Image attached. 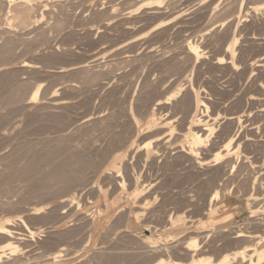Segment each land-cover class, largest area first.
Returning a JSON list of instances; mask_svg holds the SVG:
<instances>
[{
  "label": "rangeland",
  "instance_id": "374dc122",
  "mask_svg": "<svg viewBox=\"0 0 264 264\" xmlns=\"http://www.w3.org/2000/svg\"><path fill=\"white\" fill-rule=\"evenodd\" d=\"M8 1L0 0V199L10 200L15 206L0 208V217L10 215L12 224L14 223L12 227L18 226V231L25 234L19 235L23 239L18 245H39L45 253L64 248V264H103L107 258H113L122 264L141 260L152 264L158 255L167 257L170 253L174 256L169 255L171 258L180 256L178 260H186L190 252L185 251L182 247L184 245L192 248L193 255L198 252L218 258L243 245L241 239L244 238L233 239V235L231 236L234 230L240 229L251 234L264 233L262 209L258 208L253 212L243 209V194L252 185L257 186L254 188L255 192H264V186L260 183L264 176H261L264 171V139L261 137L264 136V113L262 115L256 109L260 107V103L256 102L264 97V89H261L264 88V11L255 12L252 9L253 5L264 0H159L160 3L155 0L156 12H150L151 14L143 4L144 0H30L29 19L25 21L13 18L15 9H20V4L23 6L24 3L21 0H14V3ZM190 40L198 43L202 51V58L197 59L198 61L185 52V44ZM231 41L234 50L232 57L238 64L234 68L229 67L227 62L221 64H225L222 68L216 66V56L226 55L225 47ZM24 62L30 64L29 67H22ZM82 63L85 64L84 68L78 66ZM255 63H263V67H256ZM180 83L182 90L186 91L189 90L187 85L198 84V97L210 105L209 110L203 112L202 107H199L194 112L192 103L181 107L182 98L188 96L185 90L178 93L180 96L177 94L178 98L174 96L175 100L170 97L169 94ZM38 85V100L28 101L27 98ZM145 93L150 99L152 97V102L148 103L150 99ZM141 96L145 98L144 101ZM155 97L167 102L157 106ZM53 98L65 101L63 106L53 104ZM247 98L253 99L249 101ZM183 109L186 114L182 115ZM195 115L202 116L201 119L206 122L212 120L209 124L213 132L209 134L205 146L198 147L199 158L195 157L196 160L208 158L202 164L203 167H198L195 159V163L192 161L194 156L186 153L191 145V136L186 134L187 128L198 124ZM229 116H236L240 120L234 121L237 124L230 123L226 119ZM257 117H260V121ZM248 123L252 125L248 126ZM253 127L259 129V132L254 131ZM222 131H227L228 134ZM256 131L257 135L254 134ZM232 132L237 133L233 135ZM229 133L233 138L232 146L237 144L238 147L224 153L218 162L220 164H213V151H222L221 145L229 138ZM145 142H151L150 147ZM179 146L181 149L176 148ZM49 147H57L59 153H56L55 161L58 162L71 160L73 152L77 153L74 154V161L76 155H88L87 163L81 167L84 169L80 168V172H75L76 178L81 181L74 179L68 186L69 190L57 192L64 182L51 178V182H48V170L53 164L44 162L34 166H38V171L33 167L30 168L33 171H23L31 152L35 156L36 149L48 150ZM232 161L236 162L234 168L231 167L234 165ZM75 166L78 167L74 164ZM223 174L229 177H224ZM31 183H43L42 192L28 202L22 201L20 195L23 188ZM122 183L124 187L119 186ZM213 189L219 190L220 195L214 201L220 210L217 216L207 212ZM70 193L77 195L74 196V202H68L71 196L66 195ZM258 193L256 194L259 196L264 195ZM261 201L252 204V207H259L264 199ZM42 202H45L41 205H45L46 209L39 215H30L26 211V208ZM17 211L21 213L18 214ZM86 213L90 214V219ZM48 214L47 218H41ZM223 214L230 215V219L224 221V224L234 225L230 232V228L226 232L221 231V226L216 224ZM17 215H24L23 219L28 221L31 229L42 226L44 231L32 239L28 230L20 225ZM134 218L141 225L130 229L128 224ZM201 219L211 220L209 226L200 223ZM50 240L54 243L48 242ZM199 241L201 242L198 243ZM0 242L2 244L3 240ZM172 243H177L176 248L164 247ZM149 245L162 246L163 252L160 249L158 251L161 252L154 249L153 252ZM4 252L7 255L9 249ZM130 258L132 259L129 260ZM239 262L234 260L230 264H243ZM45 264L50 263L47 261Z\"/></svg>",
  "mask_w": 264,
  "mask_h": 264
},
{
  "label": "bare ground",
  "instance_id": "6f19581e",
  "mask_svg": "<svg viewBox=\"0 0 264 264\" xmlns=\"http://www.w3.org/2000/svg\"><path fill=\"white\" fill-rule=\"evenodd\" d=\"M10 1H13V3H14V0H9L8 2H10ZM22 1V3H24V4H22L23 6H21V4H20V9L19 8H17V9H15V13H13L14 15H13V18L14 19H19V20H22V21H25L26 19L28 20L29 19V5H28V2L30 1V0H21ZM138 2V1H137ZM141 2H142V0H141ZM155 2V0H144V5L145 6H147V9L149 8V10H148V12L150 13H155L156 12V9H154V8H156L155 6H156V3H154ZM158 3H160V1L158 0ZM157 3V4H158ZM10 4V3H9ZM11 4H12V2H11ZM115 4V3H114ZM19 5V4H18ZM17 5V6H18ZM28 5V6H27ZM189 7V6H188ZM15 8V7H14ZM14 8H12L13 10H14ZM111 8V7H110ZM19 9V10H18ZM158 9V8H157ZM252 9H254V10H256L255 12H257V10H263L264 11V2H260V3H257V4H255V5H253V8ZM183 10V9H182ZM10 11V10H9ZM127 11V10H126ZM160 12V11H159ZM180 12H182V11H180ZM254 12V11H253ZM146 13V12H145ZM150 13V14H151ZM177 14V13H176ZM243 14V13H242ZM11 18H12V15L10 16ZM16 21V20H15ZM11 22V21H10ZM17 22V21H16ZM20 22V21H19ZM15 23V22H14ZM28 23V22H27ZM264 23V22H263ZM12 24V23H11ZM10 25V24H9ZM16 25V24H15ZM161 26V25H160ZM151 27V26H150ZM156 27V26H155ZM243 27V26H242ZM127 28H129V27H127ZM153 28V27H152ZM158 28V27H157ZM243 28H245V27H243ZM232 30V29H231ZM230 33V32H229ZM231 34V33H230ZM231 35H233V34H231ZM234 36V35H233ZM232 36V38H234ZM230 38V37H229ZM134 39V38H133ZM135 39H137V38H135ZM134 39V40H135ZM231 39V38H230ZM133 41V40H132ZM234 41V40H233ZM233 41H231V43H229L228 45H227V47H225L226 49H225V53H226V55H224V56H226L227 57V59L224 57V56H216V59H215V63H217L216 64V66L218 65V66H221V64L222 63H225V62H227V63H229V67L231 66V68L233 67H235V65L236 64H238V62H234V59H233V57H232V54H233V47H232V42ZM186 51L185 52H187V54H190L192 57H194L195 58V60H199L200 59V57H201V55H202V51H201V49H200V47L198 46V43L196 44V43H194V42H192L191 40L189 41V42H187L186 44ZM224 50V49H223ZM222 54V53H221ZM186 55V54H185ZM262 55V54H261ZM260 55V56H261ZM192 57H190V58H192ZM193 58V59H194ZM202 58V57H201ZM264 58V57H263ZM251 59V58H250ZM253 59V58H252ZM197 60V61H198ZM213 60V59H212ZM259 60V59H258ZM261 60H262V57H261ZM260 60V61H261ZM191 61V60H190ZM214 62V61H213ZM257 62H259V61H257ZM256 62V63H257ZM262 62V61H261ZM192 64H193V61L191 62ZM226 63V64H227ZM255 63V64H256ZM220 64V65H219ZM249 64H251V63H249ZM254 64V65H255ZM261 64H263V63H258V64H256L255 66L256 67H258L259 65H261ZM22 65V67L24 66V68H25V66H28L29 67V65L30 64H28L27 62H24V63H22L21 64ZM84 63H82V64H79L78 66H83V68H84ZM211 65V64H210ZM214 65V64H213ZM225 65V64H224ZM224 65H222V66H224ZM245 65V64H244ZM253 65V64H252ZM77 66V67H78ZM193 66V65H192ZM222 66H221V68H222ZM250 66V65H249ZM31 67V66H30ZM71 67V66H70ZM74 68H75V66H73ZM73 67H72V69H73ZM189 67H191V66H189ZM238 67V66H237ZM236 67V68H237ZM240 67V66H239ZM254 67V66H253ZM255 67V68H256ZM260 67H263L262 65L260 66ZM63 68V67H62ZM61 68V69H62ZM69 69H71V68H69ZM82 69V68H81ZM219 69H220V67H219ZM250 69V68H249ZM260 69V68H259ZM263 69V68H262ZM191 70V69H190ZM228 70V69H227ZM230 70V69H229ZM251 70V69H250ZM255 70V69H254ZM257 70H258V68H257ZM261 70V69H260ZM59 71H60V68H59ZM62 71H64V69H62ZM187 71H189V70H187ZM192 71V70H191ZM239 71H241V70H239ZM239 71H237V72H239ZM253 71V70H252ZM251 71V72H252ZM245 72V71H244ZM254 72H256V71H254ZM258 72V71H257ZM264 72V71H263ZM185 73V72H184ZM240 73H242V72H240ZM248 73V72H247ZM239 74V73H238ZM249 74H250V72H249ZM256 74H258V73H256ZM260 74V73H259ZM184 75V74H183ZM186 75V74H185ZM189 75V74H188ZM245 75V74H244ZM161 76V75H160ZM160 76H159V78H160ZM223 76H225V75H223ZM241 76V75H240ZM255 76V75H254ZM177 77H180V75L179 76H177ZM186 78L188 77V76H185ZM246 77V76H245ZM253 77V76H252ZM263 77H264V75H263ZM182 78H183V76H182ZM239 78V77H238ZM256 78V77H255ZM179 79V78H178ZM207 79V78H206ZM160 80V79H159ZM158 80V81H159ZM180 80H181V78H180ZM256 80V79H255ZM157 81V82H158ZM161 81H163V80H161ZM189 81H190V79H189ZM156 82V83H157ZM179 83V82H178ZM192 83V82H191ZM258 83H260V81H258ZM182 83H180L179 84V86L178 87H176V90L175 91H173L172 90V87H171V90H172V93L171 94H169V96L170 97H174V96H177V94L180 92V91H184L185 89H183L182 90V85H181ZM193 84V83H192ZM263 84H264V81H263ZM71 85V84H70ZM74 85V84H73ZM177 85V84H176ZM191 85V84H190ZM188 86L187 85V89H189V90H185L184 92H187V97L186 96H184V98H182V101H181V103H180V105H181V107H183L184 108V106H186V104H191L192 103V105H194V107H195V111L194 112H196L197 111V109L199 108V107H202V111L203 112H207L208 110H209V106L210 105H208V103L204 100V99H202V98H200V97H198V90L196 89V87H197V85L195 86V85H191V86ZM259 85V84H258ZM260 85H262V84H260ZM172 86V85H171ZM175 86V85H174ZM200 86V85H199ZM210 86V85H209ZM212 86H214V85H212ZM37 88H35V90L30 94V96L27 98L28 99V101H32V102H35L36 100H38V98H39V96H38V87H40L39 85L38 86H36ZM151 87V86H150ZM184 87V86H183ZM190 87V88H189ZM205 87V86H204ZM233 87V86H232ZM258 87V86H257ZM152 88V87H151ZM202 88V87H201ZM206 88V87H205ZM204 88V89H205ZM209 88V87H208ZM213 88V87H212ZM211 88V89H212ZM238 88V87H237ZM259 88V87H258ZM217 89V88H216ZM261 89H264V88H261ZM57 90V89H56ZM56 90H54L55 91V93H56ZM200 90V89H199ZM209 91H210V89H208ZM212 90H214V88L212 89ZM238 90V89H237ZM258 90V89H257ZM147 91V90H146ZM150 91V90H149ZM166 91V90H165ZM207 91V90H206ZM234 91V90H233ZM260 91H262V90H260ZM171 92V91H170ZM213 92V91H212ZM211 92V93H212ZM216 92V91H215ZM219 92V91H218ZM257 92V91H256ZM168 93V92H167ZM181 93V92H180ZM217 93V92H216ZM247 93V92H246ZM264 93V92H263ZM52 94H53V92H52ZM142 94V93H141ZM212 94H214V93H212ZM244 94V93H243ZM262 93H260V95H261ZM179 95V94H178ZM184 95V94H183ZM186 95V94H185ZM235 95V94H234ZM256 95V94H255ZM263 95V94H262ZM143 96V95H142ZM142 96H141V98H142ZM145 96H146V93H145ZM148 96V95H147ZM146 96V97H147ZM180 96V95H179ZM179 96H177V98L179 97ZM232 96V95H231ZM238 96V95H237ZM241 96V95H240ZM243 96V95H242ZM246 96V95H245ZM139 97V96H138ZM159 97V96H158ZM156 98L155 97V99L154 100H157V102L155 103V104H157V106L158 105H160V104H162L163 102H167V100L166 101H163V99L161 100V99H159V98ZM161 97V96H160ZM163 97V96H162ZM170 97H167V98H170ZM183 97V96H182ZM186 97V98H185ZM257 97H260V96H257ZM154 98V97H153ZM166 98V97H165ZM164 98V99H165ZM175 98L176 97H174L173 99L175 100ZM231 98V97H230ZM54 99V101H53V104H55V105H57V104H61V106H63L62 105V103H64L65 101H61V99L60 100H58L57 98H53ZM144 97L142 98V100L144 101ZM147 99V98H146ZM148 99H150L149 98V96H148ZM151 99H152V97H151ZM151 99L148 101V103L151 101ZM239 99V98H238ZM248 99V98H247ZM253 99V98H252ZM251 99V100H252ZM255 99V98H254ZM170 100V99H169ZM172 100V99H171ZM177 100V99H176ZM179 100V99H178ZM236 100V99H235ZM242 100V99H241ZM249 100V99H248ZM251 100H249V101H251ZM28 101H27V103H28ZM255 101V100H254ZM257 101V100H256ZM255 101V102H256ZM67 102V101H66ZM138 102H139V100H138ZM137 102V103H138ZM152 102V101H151ZM176 102H179V101H176ZM235 102V101H234ZM52 103V102H51ZM141 103V102H140ZM194 103V104H193ZM221 103V102H220ZM251 103H253V102H251ZM250 103V104H251ZM257 104H259V106L260 107H258V108H256L257 110L259 109V112L260 113H262V115H263V113H264V97L263 98H260V99H258V101L256 102ZM255 103V104H256ZM28 104H30V103H28ZM142 104V103H141ZM153 104V103H152ZM164 104H167V103H164ZM163 104V105H164ZM170 104H171V102H170ZM173 104H174V102H173ZM173 104H172V106H173ZM177 104V103H176ZM232 104V103H231ZM254 104V103H253ZM48 105V104H47ZM179 104H177V106H180ZM241 105V104H240ZM60 106V107H61ZM138 106V105H137ZM141 106V105H140ZM146 106V105H145ZM160 106H162V105H160ZM159 106V107H160ZM165 106V105H164ZM171 106V105H170ZM251 106H252V104H251ZM256 106V105H255ZM52 107V106H51ZM53 107H55V106H53ZM133 107H135V106H133ZM141 107H143V105L141 106ZM188 107V106H187ZM186 107V108H187ZM191 107V106H190ZM213 107H215V106H213ZM128 108V107H127ZM126 108V109H127ZM172 108V107H171ZM175 108V107H174ZM173 108V109H174ZM177 108V107H176ZM249 108V106L247 107V109ZM253 108V107H252ZM125 109V110H126ZM149 109V108H148ZM166 109V108H165ZM181 110H182V108H180ZM192 109V108H191ZM190 109V110H191ZM201 109V108H200ZM235 109V108H234ZM253 109H255V108H253ZM120 110V109H119ZM124 110V109H123ZM140 110V109H139ZM174 110H178V109H174ZM180 110V111H181ZM184 110V109H183ZM188 110V109H187ZM232 110V109H231ZM239 110V109H238ZM127 111H128V109H127ZM133 111H135V110H133ZM185 111L186 110H184V112L183 111H181L182 112V115L185 113ZM192 110H191V112H193ZM230 111V110H229ZM228 111V112H229ZM251 111V110H250ZM256 111V110H255ZM122 112V111H121ZM128 112H130V111H128ZM169 112V111H168ZM175 112V111H174ZM193 112V113H194ZM210 112V111H209ZM208 112V113H209ZM223 112H226V111H223ZM223 112L221 113V114H223ZM230 112H232V111H230ZM235 112V111H234ZM257 112V111H256ZM120 113V112H119ZM125 113H127V112H125ZM140 113V112H139ZM178 113V112H177ZM187 113H190V112H187ZM213 113V112H212ZM219 113V114H220ZM247 113V112H246ZM258 113V112H257ZM260 113H258V114H260ZM121 114V113H120ZM130 113H128V115H129ZM180 114V113H179ZM186 114V113H185ZM191 115H192V113H190ZM210 114V113H209ZM218 114V113H217ZM216 114V115H217ZM229 114V113H228ZM232 114V113H231ZM230 114V115H231ZM237 114H238V111H237ZM258 114H256V116L258 115ZM118 115V114H117ZM138 115H140V114H138ZM170 115V114H169ZM198 115H200V114H198ZM234 115V114H233ZM252 115H254V114H252ZM120 116V115H119ZM193 116H194V114H193ZM196 116V115H195ZM210 116V115H209ZM227 116V115H226ZM256 116H254V118L256 117ZM260 117H261V115H259ZM90 117V116H89ZM113 117V116H112ZM111 116H110V118H112ZM115 117H116V114H115ZM140 117H143V116H141L140 115ZM202 117V116H201ZM201 117L200 116H196L195 117V120H196V122L198 123V124H196V125H194V126H192V127H188L187 128V132H186V134H188V135H190L191 137V145H187L189 148V150H187V152L186 153H189V154H191V155H189V156H191L192 157V155L194 156V158L192 159V161L195 159V157H198L199 158V156H198V154H199V148L198 147H200V146H203L207 141H208V136H209V134L210 133H212L213 132V128H212V126L209 124V122H211V121H205V119H201ZM206 117V116H205ZM245 117V116H244ZM252 117V116H251ZM259 117V118H260ZM132 118L133 119H135V117L132 115ZM144 118V117H143ZM142 118V119H143ZM188 118H190V116L188 117ZM203 118V117H202ZM207 118H209V117H207ZM258 118V117H257ZM258 118V119H259ZM264 118V117H263ZM263 118H261V119H263ZM57 119H59L58 117H57ZM171 119V118H170ZM226 119H228V121L231 123V122H234L236 119L238 120L239 118L238 117H236V116H229V117H227ZM88 120V119H87ZM115 120V119H114ZM210 120V119H209ZM219 121H220V119H218ZM217 120V121H218ZM223 120V119H222ZM240 120V119H239ZM249 120V119H248ZM170 121V120H169ZM218 121V122H219ZM224 121H226V120H224ZM244 121H247V120H244ZM259 121H260V119H259ZM131 122H133V121H131ZM190 122V121H189ZM189 122H186V123H189ZM217 122V123H218ZM242 122V121H241ZM255 122H257V120L255 121ZM227 123V122H226ZM229 123V124H230ZM238 122H234L233 124H237ZM247 123V122H246ZM133 124V123H132ZM232 124V125H233ZM240 124V123H239ZM239 124H238V127H241V126H239ZM242 124V123H241ZM249 124H251V123H248V126H249ZM252 124H253V119H252ZM251 124V125H252ZM260 124V123H259ZM264 124V123H263ZM133 125H135V123L133 124ZM172 125V124H171ZM201 125H203V126H201ZM221 125V124H220ZM228 125V124H227ZM226 125V126H227ZM250 125V126H251ZM254 125H256L255 123H254ZM257 125H258V123H257ZM109 126V125H108ZM187 126V125H186ZM214 126V125H213ZM248 126H246V127H248ZM264 126V125H263ZM222 127V126H221ZM255 127H257V126H255ZM172 128V127H171ZM173 128H175V127H173ZM222 128H225V126H223ZM221 128V129H222ZM229 128V127H228ZM233 128V127H232ZM254 128V127H253ZM258 128V127H257ZM257 128L255 129L254 128V131L255 130H257ZM262 128H264V127H262ZM186 129V128H185ZM221 129H220V131H221ZM230 129V128H229ZM235 129V128H234ZM238 129V128H237ZM246 129H248V128H246ZM181 130H183L184 131V129L182 128ZM223 130H225V129H223ZM240 130V129H239ZM242 130V129H241ZM249 130H251V129H249ZM249 130H247V131H249ZM253 130V129H252ZM259 130V129H258ZM257 130V131H258ZM207 131V132H206ZM234 131V130H233ZM254 132V134H256V133H258V132ZM260 131H261V128H260ZM169 132H172V129H169ZM223 132V131H222ZM231 132V131H230ZM251 132H253V131H251ZM2 133V132H1ZM223 133H227V131L226 132H223ZM237 133V132H236ZM236 133H233L232 132V134L234 135H236ZM248 133V132H247ZM261 133H262V131H261ZM263 133H264V130H263ZM262 133V134H263ZM160 134V133H159ZM168 134V133H167ZM170 134V133H169ZM168 134V135H169ZM221 134V133H220ZM228 134V133H227ZM231 133H229V135H227V137H229V138H227V140L225 139L224 141H225V143H224V141L222 142V141H220L223 145H221L222 146V151H224V152H222L221 151V149L220 150H217V151H213V156L211 155V157H212V163L213 164H220V163H218L221 159H222V156H223V154L225 153H228L230 150H235L237 147H238V145L237 144H235V146H232V140H233V138L232 137H230L231 135H230ZM249 134V133H248ZM253 134V133H252ZM253 134V135H254ZM261 134V135H262ZM115 135H117V134H115ZM225 135V134H224ZM232 135V136H233ZM251 135V134H250ZM252 135V136H253ZM257 135V134H256ZM260 135V134H259ZM260 135V136H261ZM264 135V134H263ZM120 136V135H119ZM150 136V135H149ZM151 136H153V135H151ZM184 136V135H183ZM250 137L251 139L253 138V137ZM255 136V135H254ZM259 136V137H260ZM179 137V136H178ZM224 137H226V136H224ZM223 137V138H224ZM234 137V136H233ZM259 137H258V139H259ZM261 137H263V139H264V136H261ZM154 138V137H153ZM160 139H161V137H159ZM180 138H183L182 136L180 137ZM126 139V138H125ZM159 139V140H160ZM245 139V138H244ZM250 139V141H252ZM253 139H255V138H253ZM146 140V139H145ZM148 140V139H147ZM146 140V141H147ZM222 140V139H221ZM249 140V139H248ZM260 140V139H259ZM112 141V140H111ZM114 141V140H113ZM151 141V140H150ZM163 141V140H162ZM166 141V140H165ZM176 141H178V140H176ZM187 141V140H186ZM234 141H236V139L234 140ZM254 141V140H253ZM255 141H256V139H255ZM258 141V140H257ZM143 142H144V140H143ZM160 142V141H159ZM164 142V141H163ZM125 143V142H124ZM146 143V142H145ZM220 143V144H221ZM235 143H238V142H235ZM245 143H246V141H245ZM251 143V142H250ZM254 143V142H253ZM257 143V142H256ZM114 144V143H113ZM150 144H151V142H147L146 143V146H148V147H150ZM219 144V143H218ZM242 144V143H241ZM241 144H240V146H241ZM247 144V143H246ZM245 144V145H246ZM155 146H156V144H154ZM158 145V144H157ZM170 145V144H169ZM168 145V146H169ZM244 145V146H245ZM49 146V145H48ZM56 146V145H55ZM162 147H163V145H161ZM167 146V147H168ZM186 146V147H187ZM205 146V145H204ZM220 146V145H219ZM251 146V145H250ZM79 147V146H78ZM136 147V146H135ZM152 147V146H151ZM154 147V146H153ZM159 147V146H158ZM213 147V146H212ZM50 148V147H49ZM69 148V147H68ZM74 148V147H73ZM176 148H180V146L179 147H176ZM202 148V147H201ZM214 148V147H213ZM212 148V149H213ZM221 148V147H220ZM60 149V148H59ZM58 149V150H59ZM106 149H108V148H106ZM175 149V148H174ZM181 149V148H180ZM187 149V148H186ZM216 149V148H215ZM217 149H219L218 147H217ZM111 150V149H110ZM176 150V149H175ZM202 150V149H201ZM37 151V152H36ZM74 151H76V150H74ZM78 151V150H77ZM109 151V150H108ZM159 151V150H158ZM73 152V151H72ZM80 152H82L81 150H80ZM79 152V153H80ZM106 152V151H105ZM145 152V151H144ZM56 153H59V152H57V147H55V148H50V149H45V148H42V149H36L35 150V156L33 155L34 154V152H33V154H32V152L30 153L31 154V157L29 158L28 157V160H26V166H24V172H28V169H29V171H33V170H30V168L32 169V167H33V169L34 168H36V170L35 171H38L37 170V167L39 166L38 164H41V163H44V162H48V164H53V167L50 169V170H48L49 172H48V175H47V177H48V182L50 183L51 181H50V178L52 179V180H57V181H60V182H64V184L58 189V191L57 192H63V191H65V190H69V184L71 185V182L74 180V179H77L76 177H77V174L75 173L77 170L80 172L81 170H80V168L84 165V164H86L87 163V157H88V155H87V157H85V155H80L79 153V155H76L75 156V160L76 161H74V154H77V153H75V152H73V153H71V155H72V158H71V160H69V161H65V160H63V161H61L60 160V162H58V160H56L55 161V159H57V157H55V155H57ZM85 153V152H84ZM87 153V152H86ZM112 153V152H111ZM110 153V154H111ZM61 154V153H60ZM102 154V153H101ZM106 154V153H105ZM109 154V153H108ZM108 154H107V156H108ZM155 154H157V153H155ZM179 154H181V153H179ZM179 154H178V156H179ZM185 154V153H184ZM34 157H33V156ZM185 155H187V154H185ZM184 155V156H185ZM90 156H92L91 155V153H90ZM95 156H97V155H95ZM101 156V155H100ZM201 156V155H200ZM233 156V155H232ZM103 157H105V156H103ZM59 158H61V157H59ZM66 158V157H65ZM93 158V157H92ZM96 157H94V159H95ZM235 158V157H234ZM64 159V158H63ZM98 159V158H97ZM202 159V158H201ZM206 159H208V158H206ZM206 159L205 160H196L195 159V161H196V163H198L199 165H197L198 167L200 166V165H204L207 161H206ZM228 158H226V160H227ZM236 159V158H235ZM68 160V159H67ZM90 160V159H89ZM88 160V161H89ZM96 160V159H95ZM226 160H225V162H226ZM256 160V159H255ZM195 161H193L194 163H195ZM208 161H210V160H208ZM223 161V160H222ZM74 162H76V163H78V164H76V163H74ZM225 162H224V164H225ZM233 162H234V165H232L231 167L232 168H234L235 167V163L237 162V160H236V162L235 161H232V164H233ZM257 162V161H256ZM97 163V162H96ZM255 163V162H254ZM253 163V164H254ZM74 164L75 165H78V167L77 166H75L74 167ZM90 164V163H89ZM88 164V165H89ZM208 164V163H207ZM230 164V163H229ZM257 164V163H256ZM35 165H38V166H36V167H34ZM93 165H94V163H93ZM173 165V164H172ZM203 165H202V167H203ZM221 165H222V163H221ZM231 165V164H230ZM87 166V165H86ZM86 166H84V167H86ZM91 166H92V163H91ZM96 166V165H95ZM195 166V165H194ZM196 166V167H197ZM224 166V165H223ZM249 166H250V164H249ZM262 166V165H261ZM260 166V167H261ZM89 166H87V168H88ZM201 167V166H200ZM227 167V166H226ZM256 167V166H255ZM259 167V166H258ZM92 168V167H91ZM228 168V167H227ZM236 168H237V165H236ZM264 168V167H263ZM263 168H262V170H263ZM39 169H40V167H39ZM81 169H84V168H81ZM93 169H95V168H93ZM253 169V168H252ZM256 169H257V167H256ZM259 169V168H258ZM219 170V169H218ZM228 170V169H227ZM230 170V169H229ZM235 170V169H234ZM233 170V171H234ZM259 170H261V169H259ZM83 171V170H82ZM121 171V170H120ZM222 171V170H221ZM224 171V170H223ZM228 172V171H227ZM251 172H252V170H251ZM114 173V172H113ZM138 173V172H137ZM257 173H258V171H257ZM220 174V173H219ZM225 174H226V171H225ZM242 174V173H241ZM251 174V173H250ZM253 174V173H252ZM254 174H256V173H254ZM259 174V173H258ZM262 174H264V171H262L261 172V176H262ZM118 175V174H117ZM215 175H216V173H215ZM222 175V174H221ZM227 175V174H226ZM226 175H224L223 174V176L224 177H229V176H226ZM249 175V174H248ZM80 176H82V175H80ZM240 176V175H239ZM238 176V177H239ZM253 177H254V175H252ZM79 177V176H78ZM221 177V176H220ZM231 177V176H230ZM237 177V176H236ZM245 177V176H244ZM258 177H260V176H258ZM257 177V178H258ZM246 178H247V176H246ZM248 178H251V177H249L248 176ZM262 178V181L260 182L261 184H262V186H264V176H262L261 177ZM261 178L259 179V180H261ZM225 179V178H224ZM234 179H236V178H234ZM240 179H243V177H241ZM245 179V178H244ZM79 179H77V181H78ZM213 180H215V179H213ZM212 180V181H213ZM220 180H222V178L220 179ZM220 180L218 181V182H220ZM225 180H227V179H225ZM247 180V179H246ZM245 180V181H246ZM251 180H252V178H251ZM79 181H81V180H79ZM78 181V182H79ZM223 181V180H222ZM234 181V180H233ZM241 180H239V182H240ZM242 181H244V180H242ZM250 181V180H249ZM249 181H247V184H248V182ZM52 182H54V181H52ZM74 182V181H73ZM121 182H123V181H121ZM217 182V183H218ZM257 182H258V180H257ZM75 183H76V180H75ZM223 183V182H222ZM221 183V184H222ZM224 183H225V181H224ZM228 183V182H227ZM234 183H235V181H234ZM242 183V185L241 184H239V185H241V186H243V182H241ZM251 183V182H250ZM249 183V184H250ZM255 182H253V184H254ZM260 183H258V185L260 184ZM80 184V183H79ZM220 184V183H219ZM245 184V183H244ZM252 184V183H251ZM251 184H250V186H251ZM44 184L43 183H31V184H28V185H26L24 188H23V191H22V193H21V200L22 201H29L30 199H32V198H35V197H37L38 195H40L41 194V192H42V187L41 186H43ZM76 185V184H75ZM224 185H226V184H224ZM119 186H123L124 187V184L122 183L121 185H119ZM218 186V185H217ZM235 186V185H234ZM240 186V187H241ZM246 186V185H245ZM249 186V185H248ZM247 186V187H248ZM249 186V187H250ZM260 186V185H259ZM3 187H5L4 185H3ZM22 187H23V185H22ZM71 187V186H70ZM85 187V186H84ZM215 187V186H214ZM224 187V186H223ZM257 186H256V184H255V186L254 185H252L251 187H250V189H249V191H247L246 192V188H245V194H243V209H246V210H248L249 212H253V211H255V210H257L258 208H261L262 209V211H263V214H264V202L259 206V207H257V208H253L252 206V204H258V202H259V200L261 201V199H262V201H263V197H264V195L263 196H259V195H257L256 193H258V191H254V188H256ZM20 188V187H19ZM235 188V187H234ZM238 188H239V186H238ZM243 188V187H242ZM262 188V187H261ZM82 189V188H81ZM84 189V188H83ZM218 189V188H217ZM217 189H213L214 191L213 192H211L210 193V195L211 196H209V202H211L210 203V205H209V207H207V212H209L210 213V215H212V216H217V215H219V212H220V210H219V208H218V205H216L215 204V200H218V198H219V190H217ZM220 189V188H219ZM227 189V188H226ZM236 189H237V187H236ZM238 191L240 190V189H237ZM247 190H248V188H247ZM261 190H263V189H261ZM11 191H13V190H11ZM15 191V190H14ZM243 191H244V189H243ZM49 192H51L50 191V189H49ZM229 192V191H228ZM242 192V191H241ZM240 192V193H241ZM17 193V192H16ZM222 193H224V192H222ZM235 193V192H234ZM238 193V192H237ZM239 193V194H240ZM244 193V192H243ZM259 193H264L263 191H261V192H259ZM258 193V194H259ZM51 194V193H50ZM242 194V193H241ZM240 194V195H241ZM58 195V194H57ZM78 195H80V193H78ZM66 196H71L70 197V199H68V202H71V201H73L74 200V196H77L76 195V193H70V194H68V195H66ZM234 196H237V195H234ZM9 197V196H8ZM39 198V197H38ZM64 199V198H63ZM67 200V199H66ZM65 200V201H66ZM261 201V202H262ZM12 201H10V200H2V199H0V208H5L6 206H8V207H10V205H12V206H15L14 204H12L11 203ZM18 202V201H17ZM20 202V201H19ZM40 202V201H39ZM61 202H63V200L61 201ZM67 202V203H68ZM74 202V201H73ZM72 202V203H73ZM15 203V202H14ZM22 203H25L26 204V202H22ZM30 203V202H29ZM29 203H27V204H29ZM64 203V202H63ZM79 203V202H78ZM77 203V204H78ZM260 203V202H259ZM17 204H19V203H17ZM41 204H45V202L43 203H40L39 205L37 204V205H34V206H32L31 208H26V211L28 210V213L30 214V215H32V214H34V215H36V214H40L41 212H44L45 211V209H46V207H45V205H41ZM68 204H66V206H67ZM79 205V204H78ZM77 205V206H78ZM30 206V205H29ZM65 206V207H66ZM205 206V205H204ZM206 206H207V204H206ZM239 206V205H238ZM20 207V206H19ZM25 207H27V206H25ZM62 207V206H61ZM79 207V206H78ZM63 208V207H62ZM70 208V207H69ZM238 208H241V207H238ZM10 209V208H9ZM57 209V208H56ZM96 209V208H95ZM55 210V209H54ZM71 210H72V208H71ZM52 211H53V208H52ZM64 211V210H63ZM63 211H61L62 213H63ZM69 211V210H68ZM67 212V211H66ZM71 212V211H70ZM93 212V211H92ZM17 213H18V211H17ZM21 213V212H20ZM20 213H18V214H20ZM59 213V212H58ZM56 215H57V213H55ZM64 214H65V212H64ZM87 214V213H86ZM86 214H84V215H86ZM93 214H94V212H93ZM207 214V213H206ZM25 215V214H24ZM24 215H23V217H22V215H17L18 217H17V219L18 220H20L21 221V224L20 225H23L27 230H28V232L30 233V235L29 236H31V238L33 237V236H35V235H37V234H41L43 231H44V227H42V226H39V227H37V228H35L34 230L33 229H31L28 225L29 224H27V222L23 219L24 218ZM28 215V214H27ZM55 215V216H56ZM90 215V214H89ZM89 215L87 214V217L89 218ZM209 215V216H210ZM6 216V215H5ZM10 216V215H9ZM9 216H6V217H0V240H3V243L2 244H0V264H45L47 261L50 263V264H64V248H60V247H58V248H60V249H55L54 251H52V252H50V253H45L43 250L44 249H42V247L41 246H39V245H37V246H35V247H30L31 245L29 244V243H27V244H23L24 246L23 247H21L20 245H18V243H19V241L21 240V239H23L22 238V236L20 237L19 235L20 234H22L21 233V231H18L19 229L17 228L18 226H16L15 228L14 227H12L13 226V224H12V219H11V217H9ZM47 216H49V214L48 215H43L41 218H47ZM51 216V215H50ZM31 217V216H30ZM53 217V216H52ZM62 217V216H61ZM64 217V216H63ZM28 218V217H27ZM58 218L59 217H57V220H58ZM84 218V217H83ZM87 218V219H88ZM202 218H203V216H202ZM26 219V218H25ZM90 219V218H89ZM93 219V218H92ZM180 219V218H179ZM230 219V215H225V214H223V216L221 217V219H220V221H219V219H218V221L216 222V224L217 225H220L221 227H220V230L221 231H227V230H229V228H230V230H229V232L231 231V228L232 227H234V225H232L233 223H231V225H229V226H226L224 223V221H227V220H229ZM32 220V219H31ZM47 220V219H46ZM54 220H55V218H54ZM70 220H72V219H70ZM41 221V220H40ZM59 221V220H58ZM86 221V220H85ZM209 221H211V220H207V219H201V221H200V223L201 222H203V224L205 225V226H209ZM36 222H37V220H36ZM42 222V221H41ZM90 222H91V220H90ZM220 222L222 223V224H224V225H221L220 224ZM261 222H263V221H261ZM53 223V222H52ZM55 223V222H54ZM70 223H72V222H70ZM227 223V222H226ZM56 224H58V222L56 221ZM55 224V225H56ZM85 224V223H84ZM19 225V226H20ZM40 225V224H39ZM49 225V224H48ZM79 225V224H78ZM45 226V225H44ZM50 226V225H49ZM21 227V226H20ZM74 227V226H73ZM88 227V226H87ZM236 227V226H235ZM34 228V227H33ZM83 228V227H82ZM21 229V228H20ZM235 229V228H234ZM64 231V230H63ZM70 231H71V229H70ZM233 231V230H232ZM47 232V231H46ZM74 232V231H73ZM51 233V232H50ZM219 233H220V231H219ZM223 233V232H222ZM253 233V232H252ZM255 233V232H254ZM258 233V232H257ZM24 234V233H23ZM22 234V235H23ZM58 234V233H57ZM64 234V233H63ZM69 234V233H68ZM194 234V233H193ZM25 235V234H24ZM27 235V234H26ZM52 235V234H51ZM228 235H230V234H228ZM233 235V236H232ZM150 236V235H149ZM187 236H189V235H187ZM198 236V235H197ZM200 236H202V235H200ZM223 236V235H222ZM231 236L233 237V239L234 238H244V239H241L243 242V245L241 246V247H239L237 250H235V251H233V252H230V253H224V254H222L221 256H219L218 258H213L212 257V255H206V254H203V253H196V255H193L192 254V248L190 247V246H186V245H184V246H182L184 249H185V251H189L190 253V257L188 256V258L184 261V260H178L177 258H180V256L179 257H177L176 259H174V258H171L169 255H172V253H170V254H168V256L167 257H163L164 255L162 254V256L160 255V257H159V255H158V258L156 259L155 258V261H154V259H153V263L152 264H230L231 262H233L234 260H238V262L240 261V262H243V264L245 263V264H264V233H262V232H259L258 234H251L250 232L249 233H247V232H244V231H242V230H240V229H236V230H234V234L232 233L231 234ZM28 237V236H27ZM50 237V236H49ZM53 237V236H52ZM51 237V238H52ZM61 237V236H60ZM199 237V236H198ZM204 238H205V235L203 236ZM48 238V237H47ZM226 238H228V237H226ZM230 238V237H229ZM33 239V238H32ZM38 239H39V237H38ZM53 239H55V238H53ZM216 239V238H215ZM220 239H221V237H220ZM27 240V239H26ZM29 240H31V239H29ZM64 240H65V238H64ZM186 240H187V237H186ZM224 240V239H223ZM238 240V239H237ZM22 241V240H21ZM20 241V243H22ZM182 241H184V240H182ZM215 241V240H214ZM217 242H218V240H216ZM30 242V241H29ZM48 242H50V243H54V242H51V240L50 241H48ZM67 242V241H66ZM201 241H199L198 243H200ZM222 242V241H221ZM1 243V242H0ZM26 243V242H25ZM58 244H59V241L57 242ZM56 243V244H57ZM61 243V242H60ZM65 243V242H64ZM32 244V243H31ZM66 244V243H65ZM70 244V243H69ZM177 243H172V245H165L164 247L167 249V248H170L171 249V247H173L174 248V246L176 245ZM51 245V244H50ZM53 245V244H52ZM206 245V244H205ZM33 246V245H32ZM54 247H55V244L53 245ZM64 246V245H63ZM71 246H72V244H71ZM127 247V246H126ZM139 247V246H138ZM142 247V246H141ZM149 247H151V249L153 250H157V252H161L162 250H161V247L162 246H154V245H152V246H150L149 245ZM205 247V246H204ZM143 248V247H142ZM142 248H140V249H142ZM165 248L163 249V250H165ZM175 248H176V246H175ZM8 250L9 249V252H8V254L10 255V256H7L6 255V253L4 252V250ZM132 249V248H131ZM161 250V251H158V250ZM201 249V248H200ZM70 250V249H69ZM107 250V249H106ZM126 250V249H125ZM134 250V249H133ZM145 250V249H144ZM151 250V251H152ZM154 250H153V252H154ZM179 250V249H178ZM201 250H203V249H201ZM73 251V250H72ZM108 252H109V250H107ZM138 251V250H137ZM140 251V250H139ZM168 251H170V250H167V252ZM172 251H174V250H171V252ZM184 251V252H185ZM196 251H198V250H196ZM204 251V250H203ZM47 252V251H46ZM163 252V251H162ZM166 252V251H165ZM166 252V253H167ZM175 252V251H174ZM201 252V251H200ZM116 253V252H115ZM122 253V252H121ZM137 253H139V252H137ZM147 253V252H146ZM149 253V252H148ZM151 253V252H150ZM181 253V252H180ZM186 253H188V252H186ZM99 254V253H98ZM108 254V253H107ZM110 254V253H109ZM145 254V253H144ZM160 254V253H159ZM174 254V253H173ZM175 254H177L176 252H175ZM174 254V255H175ZM179 254V253H178ZM177 254V255H178ZM134 255V254H133ZM182 255V254H181ZM66 256V255H65ZM93 256V255H92ZM129 256V255H128ZM141 256V255H140ZM156 256H157V254H156ZM173 256V255H172ZM176 256V255H175ZM184 256V255H183ZM69 257V256H68ZM67 257V258H68ZM97 257V256H96ZM124 257V256H123ZM174 257V256H173ZM187 257V256H186ZM44 258H47V260H44ZM66 258V259H67ZM122 258V257H121ZM121 258H119V259H121ZM133 258V257H132ZM132 258H130L129 260H131ZM134 258H135V255H134ZM139 258V257H138ZM137 258V259H138ZM183 258V257H182ZM185 258V257H184ZM118 259V258H117ZM124 259H127V258H125L124 257ZM144 260H145V258H143ZM69 260V259H68ZM148 260H151V259H148ZM67 261V260H66ZM84 261V260H83ZM88 261V260H87ZM90 261V260H89ZM105 261V263H103V264H122V262H116V260H113V258L111 259V258H107V259H105L104 260ZM120 261V260H119ZM135 261H136V259H135ZM139 261H140V259H139ZM82 262V261H81ZM91 262V261H90ZM96 262V261H95ZM127 262V261H126ZM130 262V261H129ZM126 263V264H148V262L147 261H140V262H134V263ZM152 262V261H151ZM239 262V263H240ZM78 264V263H77ZM82 264H84V263H82ZM86 264H88L87 262H86ZM91 264H93L92 262H91ZM96 264V263H95ZM123 264H125L124 262H123Z\"/></svg>",
  "mask_w": 264,
  "mask_h": 264
},
{
  "label": "crops",
  "instance_id": "0c3cea01",
  "mask_svg": "<svg viewBox=\"0 0 264 264\" xmlns=\"http://www.w3.org/2000/svg\"><path fill=\"white\" fill-rule=\"evenodd\" d=\"M128 225H129L130 229H135V228L139 227L141 225V223H140V221H138L137 219L134 218V221H130Z\"/></svg>",
  "mask_w": 264,
  "mask_h": 264
}]
</instances>
